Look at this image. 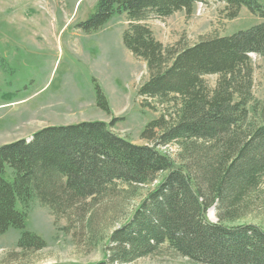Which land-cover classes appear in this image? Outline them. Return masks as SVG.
Instances as JSON below:
<instances>
[{
	"label": "trees",
	"instance_id": "1",
	"mask_svg": "<svg viewBox=\"0 0 264 264\" xmlns=\"http://www.w3.org/2000/svg\"><path fill=\"white\" fill-rule=\"evenodd\" d=\"M207 1H97L78 29L98 31L125 15L124 46L149 75L139 96L174 103L175 118L149 123L144 145L116 135L113 123L83 122L1 146L0 237L20 230L22 252L44 250L46 242L26 232L27 212L38 200L56 220H67L66 231L78 228V247L84 242L91 253L105 242V258L95 264H134L164 247L192 264H264V107L253 95L251 64V55L264 57V22L191 47L164 46L146 24L181 11L191 15ZM215 1L226 5L228 21L242 8L264 21V0ZM208 76L218 77L213 89ZM96 90L98 108L110 114ZM160 147H176V160ZM164 173L127 218L138 189ZM210 210L217 223L207 219Z\"/></svg>",
	"mask_w": 264,
	"mask_h": 264
},
{
	"label": "rangeland",
	"instance_id": "2",
	"mask_svg": "<svg viewBox=\"0 0 264 264\" xmlns=\"http://www.w3.org/2000/svg\"><path fill=\"white\" fill-rule=\"evenodd\" d=\"M97 1L0 0V147L29 140L44 128L83 122L113 123L116 135L144 145L141 135L149 123L163 116L175 118L174 103L162 106L139 96L149 75L146 64L124 46L123 34L129 25L125 15L98 31L78 29L93 14ZM225 7L209 0L196 4L191 15L181 11L146 24L164 46L180 42L191 47L204 38L230 37L263 22L247 8H242L237 19L228 21ZM251 64L253 95L264 107V57L252 55ZM205 79L213 89L218 77ZM97 86L108 101L110 114L98 108ZM249 110L252 113V105ZM159 150L176 160V147ZM166 176L161 174L153 184L138 189L137 198L126 206V217ZM212 211L207 219L217 223ZM27 214L26 232L42 238L47 247L24 253L17 247L22 231L10 229L0 237V264H95L104 260L105 242L91 253L84 242L78 247V228L66 231L67 220H56L50 208L38 200L30 204ZM134 264L192 263L164 247L159 255Z\"/></svg>",
	"mask_w": 264,
	"mask_h": 264
},
{
	"label": "bare ground",
	"instance_id": "3",
	"mask_svg": "<svg viewBox=\"0 0 264 264\" xmlns=\"http://www.w3.org/2000/svg\"><path fill=\"white\" fill-rule=\"evenodd\" d=\"M213 212V211H212Z\"/></svg>",
	"mask_w": 264,
	"mask_h": 264
}]
</instances>
